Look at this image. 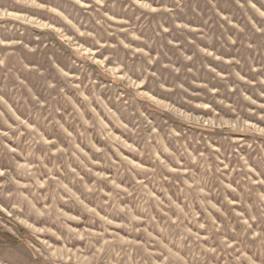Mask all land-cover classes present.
I'll return each instance as SVG.
<instances>
[{"label": "clouds", "instance_id": "1", "mask_svg": "<svg viewBox=\"0 0 264 264\" xmlns=\"http://www.w3.org/2000/svg\"><path fill=\"white\" fill-rule=\"evenodd\" d=\"M0 264H264V0H0Z\"/></svg>", "mask_w": 264, "mask_h": 264}, {"label": "rangeland", "instance_id": "2", "mask_svg": "<svg viewBox=\"0 0 264 264\" xmlns=\"http://www.w3.org/2000/svg\"><path fill=\"white\" fill-rule=\"evenodd\" d=\"M85 54H87V53L85 52Z\"/></svg>", "mask_w": 264, "mask_h": 264}]
</instances>
